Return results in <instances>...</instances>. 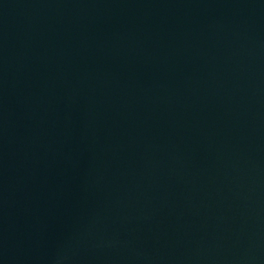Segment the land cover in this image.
<instances>
[{
    "label": "water",
    "instance_id": "water-1",
    "mask_svg": "<svg viewBox=\"0 0 264 264\" xmlns=\"http://www.w3.org/2000/svg\"><path fill=\"white\" fill-rule=\"evenodd\" d=\"M0 264H264V0H0Z\"/></svg>",
    "mask_w": 264,
    "mask_h": 264
}]
</instances>
